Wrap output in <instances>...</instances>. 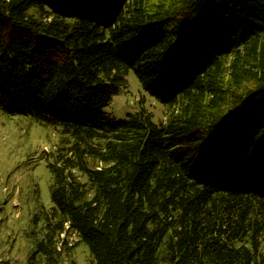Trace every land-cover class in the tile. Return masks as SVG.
Segmentation results:
<instances>
[{"label": "trees", "instance_id": "obj_1", "mask_svg": "<svg viewBox=\"0 0 264 264\" xmlns=\"http://www.w3.org/2000/svg\"><path fill=\"white\" fill-rule=\"evenodd\" d=\"M132 71L166 124L107 114ZM0 111L70 138L30 264H264V0H0Z\"/></svg>", "mask_w": 264, "mask_h": 264}, {"label": "rangeland", "instance_id": "obj_2", "mask_svg": "<svg viewBox=\"0 0 264 264\" xmlns=\"http://www.w3.org/2000/svg\"><path fill=\"white\" fill-rule=\"evenodd\" d=\"M31 13L41 17L37 10ZM106 112L116 121L142 115L159 125L166 124L173 114L143 89L133 71ZM69 143L61 127L0 111V264H30L45 236L48 218L58 217L50 169L60 163V157H67ZM90 164L99 165L92 159ZM60 250L56 264H97L77 234L70 235L64 245L58 243ZM42 255L34 262L48 264Z\"/></svg>", "mask_w": 264, "mask_h": 264}]
</instances>
